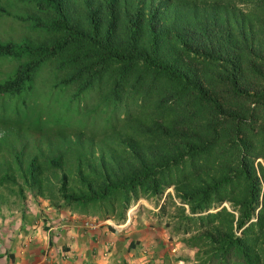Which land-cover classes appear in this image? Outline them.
Instances as JSON below:
<instances>
[{
	"label": "trees",
	"instance_id": "16d2710c",
	"mask_svg": "<svg viewBox=\"0 0 264 264\" xmlns=\"http://www.w3.org/2000/svg\"><path fill=\"white\" fill-rule=\"evenodd\" d=\"M18 1L46 11L49 39L0 40V185L13 170L118 224L164 196L155 215L192 264H264V0L135 5L119 36L117 0L104 21L90 0L83 21L71 0Z\"/></svg>",
	"mask_w": 264,
	"mask_h": 264
},
{
	"label": "rangeland",
	"instance_id": "374dc122",
	"mask_svg": "<svg viewBox=\"0 0 264 264\" xmlns=\"http://www.w3.org/2000/svg\"><path fill=\"white\" fill-rule=\"evenodd\" d=\"M83 1L84 0H71L70 2L71 12L74 18L76 17L81 21H83V15L85 12ZM90 1L94 6L99 7L101 20L104 21V0ZM156 1L157 0H117L115 34L119 36V34L123 33L125 29L126 18L129 16L135 5H137L140 10L146 14ZM0 5L4 7V11L7 14L0 15V40H12L14 42L27 40L32 43H42L48 41V36L44 34L37 25H35L36 20L47 21L49 17L46 11L38 9L34 6H29L28 4L25 5L20 3L18 0H0ZM235 6L236 9L239 10L243 7V3H236ZM199 8H202L201 5H199ZM198 11L199 13L202 12V10ZM12 66H14L13 62L4 61L1 63L0 78H2L4 74H7L11 70ZM9 174L14 176L15 184L0 185L1 213L4 212L3 208L8 206L12 210H15L18 207V203L20 204V202L23 203L25 207L27 204H31L33 200L38 201V197L44 198L43 196L41 197L32 194L23 185L21 178L17 177V174L13 172V170H9ZM50 180L54 181V178L50 177ZM20 187L21 189L19 190ZM166 191L171 192L170 189H167ZM163 198L164 196L157 200L141 198L135 202H132L126 211L125 220L119 224L115 223V221L111 219L99 220L95 215L92 216L85 214V217L93 219L94 222H101L102 226L105 228L109 229L111 227L114 230L116 239H122V241L117 240L118 243H125L124 246L127 244L126 241L128 238L134 240L136 236L135 234H137L136 238L143 236L141 238V243H136L135 246L130 248L128 251L124 247H115L116 253L120 254V256L117 255L118 257H114V254H112V256L109 257L110 259L116 260V263L113 264H120V258L124 254L130 260L126 264H139L137 262H142L143 264L144 261L145 264L193 263L190 261V258L192 257V251L183 247V245L180 243V237L173 236L168 239V228L164 227L163 225V222L167 220V217L163 216L158 218L155 215L158 212L157 208L160 206ZM46 201L48 204L53 206L49 200L46 199ZM84 224L88 225L89 223L84 221ZM130 252H136L137 254L129 256ZM184 256L189 257V260L182 261L177 259Z\"/></svg>",
	"mask_w": 264,
	"mask_h": 264
},
{
	"label": "crops",
	"instance_id": "0c3cea01",
	"mask_svg": "<svg viewBox=\"0 0 264 264\" xmlns=\"http://www.w3.org/2000/svg\"><path fill=\"white\" fill-rule=\"evenodd\" d=\"M38 201L25 207L20 202L15 210L8 206L0 212V264H113L116 260L109 257L120 256L115 247L127 249L133 240L128 238L124 246L101 222L56 209L44 198L38 197ZM135 235L134 240L141 243L143 236ZM133 254L137 253L129 256ZM129 261L125 254L120 258V264Z\"/></svg>",
	"mask_w": 264,
	"mask_h": 264
}]
</instances>
